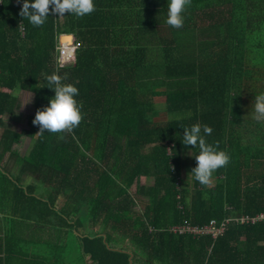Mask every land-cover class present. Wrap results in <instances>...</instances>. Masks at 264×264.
Returning <instances> with one entry per match:
<instances>
[{
	"label": "trees",
	"instance_id": "1",
	"mask_svg": "<svg viewBox=\"0 0 264 264\" xmlns=\"http://www.w3.org/2000/svg\"><path fill=\"white\" fill-rule=\"evenodd\" d=\"M94 4L90 15H50L37 27L19 15L22 4L0 0V163L10 153L48 198L32 186L26 195L0 168L1 199L60 226L55 264H264V221L235 220L264 215V122L254 119L264 93V0H192L179 29L166 23L168 0ZM62 35L76 38L73 64L59 61ZM53 72L79 89L84 118L71 133L38 137L32 121L55 95ZM20 91L34 95V110L17 132L4 118ZM194 124L210 126L206 142L230 156L208 186L192 172L190 184L182 180L185 153L192 169L199 154L182 143ZM23 138L31 146L20 156ZM60 196L67 202L57 211ZM226 219L216 240L171 231Z\"/></svg>",
	"mask_w": 264,
	"mask_h": 264
},
{
	"label": "clouds",
	"instance_id": "2",
	"mask_svg": "<svg viewBox=\"0 0 264 264\" xmlns=\"http://www.w3.org/2000/svg\"><path fill=\"white\" fill-rule=\"evenodd\" d=\"M191 2L192 0H168L166 23L176 29L182 28L185 19L183 13L191 6ZM94 11V0H23L19 15L27 18L33 26L39 27L45 24L50 15L73 14L82 18ZM66 78V75L61 76L57 72L47 76L49 88L54 90L55 95L50 99L48 106L36 111L32 123L39 127V131L35 133L38 137L43 136L45 132L71 133L84 118L82 104L76 99L79 89L71 83H63ZM254 119L264 122V93L255 97ZM212 131L208 125L201 127L200 124H194L190 128H184L182 140L186 147L199 148V154L195 156L197 163L191 172L194 173L195 180L203 186L212 182L214 172L230 163V156L226 151L219 150L218 144L213 146L206 142L205 137L211 135ZM59 139L63 140L64 136L60 135Z\"/></svg>",
	"mask_w": 264,
	"mask_h": 264
},
{
	"label": "crops",
	"instance_id": "3",
	"mask_svg": "<svg viewBox=\"0 0 264 264\" xmlns=\"http://www.w3.org/2000/svg\"><path fill=\"white\" fill-rule=\"evenodd\" d=\"M18 155L25 156L20 153ZM0 168L6 170L14 181L20 180V188L26 195L28 187L32 186L35 190L34 195L47 201V197H44L45 187L35 177L33 179L27 174H20L16 163L10 159V153L4 154ZM1 197L0 195V264H43L44 256L53 259L52 264H55L54 258L60 257L61 252L60 226L57 228L46 226L43 217H38L37 221L31 220L26 210L13 206L10 201L3 200ZM66 202L67 199L60 196L56 201L55 210L60 211ZM89 230V232L92 231L90 228ZM55 246H57L56 250ZM129 251L133 254L131 247ZM87 264H91V261Z\"/></svg>",
	"mask_w": 264,
	"mask_h": 264
},
{
	"label": "rangeland",
	"instance_id": "4",
	"mask_svg": "<svg viewBox=\"0 0 264 264\" xmlns=\"http://www.w3.org/2000/svg\"><path fill=\"white\" fill-rule=\"evenodd\" d=\"M72 40L68 39L67 41H63L64 54L66 58H69L72 54L74 55V48H73L74 42ZM69 53L71 54L69 55ZM15 95L18 98V106L15 108L13 114L6 115L4 119L5 121H7L9 124L12 125V128L15 131L20 132L28 128L29 118L33 114V110H34V95L30 92H25V91L17 92L15 93ZM163 117L164 115L162 113L161 118ZM30 145H31V140L29 138H23L18 145L14 146V150L18 151L20 154L25 155ZM192 158L193 156L191 152L185 153L183 175H182L183 183L185 182L188 184L191 183ZM150 183L151 181H146L145 179H141V185H147ZM135 190L136 187L133 186L130 193L134 195L137 201L140 203V201H142L144 198L136 197ZM140 205L136 206L134 208V211L141 212L143 207ZM116 215L118 216V214Z\"/></svg>",
	"mask_w": 264,
	"mask_h": 264
},
{
	"label": "built area",
	"instance_id": "5",
	"mask_svg": "<svg viewBox=\"0 0 264 264\" xmlns=\"http://www.w3.org/2000/svg\"><path fill=\"white\" fill-rule=\"evenodd\" d=\"M17 4H23V0H15ZM64 36V35H62ZM61 36V41H62ZM74 48V55L72 54L69 58L65 57L64 54V46L63 42L60 43L59 46V61L62 63V65L65 64H73L76 61V52H77V44L76 40L73 44ZM236 221H239L240 223H247V222H257V221H264V215L261 214L257 217H248V216H242L235 218ZM229 222V219L217 222L215 220H212L209 224L204 225L202 227H196L191 226L190 224H184L179 226H174L171 228V231L174 233H180V234H190L194 236H211L213 240H216L219 236H221L225 230L226 224Z\"/></svg>",
	"mask_w": 264,
	"mask_h": 264
},
{
	"label": "water",
	"instance_id": "6",
	"mask_svg": "<svg viewBox=\"0 0 264 264\" xmlns=\"http://www.w3.org/2000/svg\"><path fill=\"white\" fill-rule=\"evenodd\" d=\"M70 36L73 37V42H75V36L74 35H64V36H62V38H64V37H70Z\"/></svg>",
	"mask_w": 264,
	"mask_h": 264
}]
</instances>
